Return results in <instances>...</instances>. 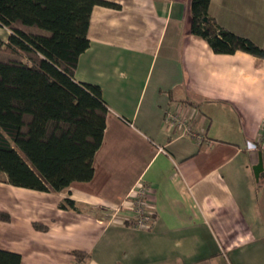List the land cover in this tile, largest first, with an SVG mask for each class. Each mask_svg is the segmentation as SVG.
<instances>
[{
    "label": "crops",
    "instance_id": "crops-1",
    "mask_svg": "<svg viewBox=\"0 0 264 264\" xmlns=\"http://www.w3.org/2000/svg\"><path fill=\"white\" fill-rule=\"evenodd\" d=\"M106 1L75 71L108 104L94 176L43 191L0 171V249L21 264H264V154L247 148L264 130V57L216 53L190 31L192 0ZM209 13L264 48V0H210ZM138 182L156 212L149 229L132 225ZM66 198L80 210L60 207Z\"/></svg>",
    "mask_w": 264,
    "mask_h": 264
},
{
    "label": "trees",
    "instance_id": "trees-1",
    "mask_svg": "<svg viewBox=\"0 0 264 264\" xmlns=\"http://www.w3.org/2000/svg\"><path fill=\"white\" fill-rule=\"evenodd\" d=\"M98 4L115 5L106 0H0V25L11 30L7 41L0 38V171L13 185L59 191L94 176L108 104L101 86L77 81L75 71L90 46L88 29ZM209 6L210 0H192L191 33L216 53L242 50L264 57L262 46L219 24ZM60 207L80 210L71 198ZM0 219L10 215L0 211ZM21 261L20 253L0 249V264Z\"/></svg>",
    "mask_w": 264,
    "mask_h": 264
},
{
    "label": "built area",
    "instance_id": "built-area-1",
    "mask_svg": "<svg viewBox=\"0 0 264 264\" xmlns=\"http://www.w3.org/2000/svg\"><path fill=\"white\" fill-rule=\"evenodd\" d=\"M166 121L172 125H179L181 133L201 139L202 136L193 131L189 121L180 112H167ZM247 148L251 151L259 150L264 154V130L257 140L249 141ZM149 187L138 182L130 193V207L133 211L132 225L137 228L149 229L155 219V209L147 202Z\"/></svg>",
    "mask_w": 264,
    "mask_h": 264
},
{
    "label": "water",
    "instance_id": "water-1",
    "mask_svg": "<svg viewBox=\"0 0 264 264\" xmlns=\"http://www.w3.org/2000/svg\"><path fill=\"white\" fill-rule=\"evenodd\" d=\"M262 169H263V159H262V157H261L260 162H259L258 165L255 167V174H256L257 177L259 176V174H260V172H261Z\"/></svg>",
    "mask_w": 264,
    "mask_h": 264
}]
</instances>
